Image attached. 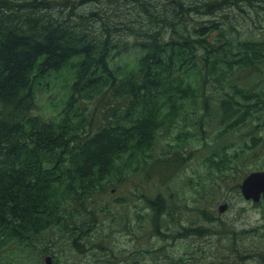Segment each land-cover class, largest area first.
Here are the masks:
<instances>
[{
  "label": "trees",
  "instance_id": "1",
  "mask_svg": "<svg viewBox=\"0 0 264 264\" xmlns=\"http://www.w3.org/2000/svg\"><path fill=\"white\" fill-rule=\"evenodd\" d=\"M261 10L264 0H0V264L21 263L8 247L45 255L67 233L79 248L108 208L99 197L132 171L175 163L212 116L222 128L206 158L222 171L248 157L264 168ZM58 82L56 111L37 113ZM238 126L244 144L232 156L220 137ZM175 128L172 157L156 158L161 131ZM142 197L154 218L167 209L160 193ZM230 232V255L264 261L261 244Z\"/></svg>",
  "mask_w": 264,
  "mask_h": 264
},
{
  "label": "rangeland",
  "instance_id": "2",
  "mask_svg": "<svg viewBox=\"0 0 264 264\" xmlns=\"http://www.w3.org/2000/svg\"><path fill=\"white\" fill-rule=\"evenodd\" d=\"M260 17H264L263 10ZM253 20L252 29L259 23L255 17ZM133 39L130 38L131 44ZM136 50L137 47H132L131 53ZM60 84H52L40 94L37 113L49 117L56 111L54 102L57 94L60 96ZM208 89L211 90V86ZM212 118L200 139L190 150L182 151L172 165L162 159L172 157L173 149L167 143L176 140L178 128L172 132L161 131L155 157L163 162L158 166L153 162L150 169L130 172L115 191L97 199V202L108 201V208L87 241L80 242L79 248L73 245L72 236L67 233L49 241L52 249L45 255L41 248L12 250L13 247H8L6 252L22 264H45L47 254L53 255L54 259L57 254L58 264H264L259 256L236 259L228 249L233 228L244 245L259 243L264 248V228L259 232L248 231L264 224V201L246 199L240 187L235 186L246 173L261 168L262 159L248 157L243 165L242 159L237 158L245 166L238 172L233 164H227L222 171L224 164L219 160L211 163L206 157L215 145L214 137L222 128ZM194 126L195 123L188 122L189 128ZM243 129V126L232 128L230 134L220 137L219 147L225 145L226 152L232 156L236 151L240 152L244 144ZM159 193L166 199L167 209L154 218V209L142 195L155 197ZM224 202L228 207L220 212L219 205ZM209 216L215 218L213 222ZM195 226H206L211 230L201 235L187 232ZM46 232L53 234L54 230ZM44 241L48 242V238Z\"/></svg>",
  "mask_w": 264,
  "mask_h": 264
},
{
  "label": "water",
  "instance_id": "3",
  "mask_svg": "<svg viewBox=\"0 0 264 264\" xmlns=\"http://www.w3.org/2000/svg\"><path fill=\"white\" fill-rule=\"evenodd\" d=\"M241 192L246 199L258 202L264 201V168L253 169L247 173L239 184ZM228 203L224 202L219 205L220 212L226 210ZM45 264H57L53 255L45 256Z\"/></svg>",
  "mask_w": 264,
  "mask_h": 264
}]
</instances>
